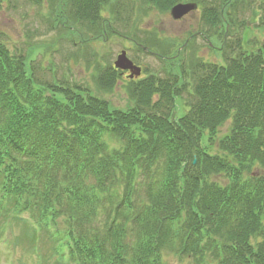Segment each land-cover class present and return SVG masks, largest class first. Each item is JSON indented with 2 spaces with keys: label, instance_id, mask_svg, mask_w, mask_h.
Instances as JSON below:
<instances>
[{
  "label": "trees",
  "instance_id": "obj_1",
  "mask_svg": "<svg viewBox=\"0 0 264 264\" xmlns=\"http://www.w3.org/2000/svg\"><path fill=\"white\" fill-rule=\"evenodd\" d=\"M185 1L140 0L139 7L144 16ZM122 2L67 0V22L58 26L89 42L93 35L83 38L78 27L90 34L86 20L105 7L108 23H120ZM215 7L212 19L203 17L223 27L219 0ZM232 50L224 45L234 56L222 54L223 66L192 51L179 73L128 81V106L115 109L87 89L38 85L25 58L0 43V168L29 201L46 174L45 219L58 227L59 218H74L87 264H164L166 250L179 259L209 254L208 264H264V41ZM117 80L106 69L97 93L111 94ZM186 91L192 99L186 95L175 119ZM229 119L220 154H207L200 142L214 140ZM215 176L226 184L211 182ZM42 250L48 264L44 241Z\"/></svg>",
  "mask_w": 264,
  "mask_h": 264
},
{
  "label": "rangeland",
  "instance_id": "obj_2",
  "mask_svg": "<svg viewBox=\"0 0 264 264\" xmlns=\"http://www.w3.org/2000/svg\"><path fill=\"white\" fill-rule=\"evenodd\" d=\"M17 2L16 6L11 5V0H6L1 6L2 13L0 15V38L6 43L7 48L11 51L12 55L17 51L21 54H26V50L33 46V51L31 55V61L28 64V68L35 69L36 78H39L41 82H49L52 80L51 77L58 79H63L65 77L70 78L73 82L81 83V86L87 85L94 88L93 77L96 74L97 67L108 66L115 61L117 53L122 50L121 35L112 36L111 31L113 28L109 29L107 25H104L105 30V45L99 46V42L82 45L79 49L78 47L73 48L68 42L59 41L58 32H56L55 27L52 28L51 16L53 15V2L54 0H15ZM3 3V1H2ZM241 15L238 16L239 20H247L250 17V11L240 12ZM124 15V14H123ZM141 12L136 10L135 13V22H138L139 30L144 32L156 31L159 38L161 39H176L177 43L183 41L184 33L187 30H193L196 26L195 19L186 17L183 21L173 23L169 17L168 12L166 13H157L150 12L146 18L140 16ZM101 16L105 19L108 18L107 13L104 11L101 13ZM237 19H234L236 24V34L239 38L241 28L237 25ZM96 23L100 26L101 22L97 18ZM114 30H115V26ZM121 32L127 33L130 31V27H123ZM116 28L115 31H118ZM246 38H252L255 44H258L264 39V30L260 28L251 29L245 28L244 31ZM153 36V34H152ZM139 37L142 39V33H139ZM256 39V40H255ZM248 40V39H247ZM173 41V40H171ZM244 43L243 37L240 35L239 40ZM197 44L202 47V41L199 39L196 40ZM234 44L236 42H233ZM194 45V44H193ZM214 45L217 47V43ZM60 46L62 48L56 47ZM128 46V45H127ZM129 47V46H128ZM252 51V50H251ZM84 55L87 60L88 66L84 62L79 60L81 56ZM126 57L130 59L133 57L131 52H127ZM137 62L140 66H143L149 72H152L156 75L161 73V67L159 64L151 57L138 54L136 56ZM211 62H220V58H216L214 54L207 56ZM50 62L53 64L52 68L44 67V61ZM140 60V62H139ZM48 66H51L47 64ZM144 69V70H145ZM124 78V77H123ZM123 83L118 84L113 90L112 94L108 98L113 108L124 109L126 105V90L122 85ZM186 103V98L183 97L179 99L177 108H176V117H180L184 110L183 105ZM228 123L224 124L218 130V137H222L228 128ZM211 150H214V146H211ZM259 173L264 175V169L260 170ZM142 174H139L137 180L142 177ZM220 183L222 180H215ZM138 190L134 191L133 197L135 198ZM141 192V191H140ZM22 236V237H21ZM12 237L17 243L16 251V264H34V257L31 252V243L25 235L23 229L19 226H15L12 230ZM23 238V239H21ZM261 237H258L256 240L253 239V245L261 242ZM207 242V241H206ZM206 242H203L205 244ZM3 252V248H0V253ZM209 254L198 255L199 259L203 264H208L210 261L208 258ZM162 262L164 264H194L192 258H183L175 256L174 253H170L167 250L162 253ZM3 263L7 264L8 259L4 260Z\"/></svg>",
  "mask_w": 264,
  "mask_h": 264
},
{
  "label": "water",
  "instance_id": "obj_3",
  "mask_svg": "<svg viewBox=\"0 0 264 264\" xmlns=\"http://www.w3.org/2000/svg\"><path fill=\"white\" fill-rule=\"evenodd\" d=\"M194 9V6L192 5H177L175 6L172 11L171 14L173 16L174 19H179L180 17H182L184 14H186L188 11ZM259 16V13L255 11V9L253 10V14H252V18L249 21L248 25H253L257 22V18ZM116 67L121 68V69H129L131 70L134 74L138 73V70L132 69V66L125 60V58L122 56L119 60V62L116 64Z\"/></svg>",
  "mask_w": 264,
  "mask_h": 264
}]
</instances>
